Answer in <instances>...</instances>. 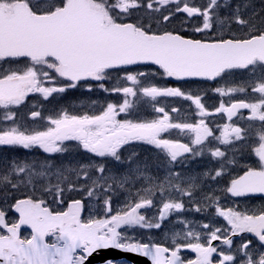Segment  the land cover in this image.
Here are the masks:
<instances>
[{"label": "snow or ice", "instance_id": "6c2138e0", "mask_svg": "<svg viewBox=\"0 0 264 264\" xmlns=\"http://www.w3.org/2000/svg\"><path fill=\"white\" fill-rule=\"evenodd\" d=\"M54 3L55 0H32V5L39 6L41 11L52 7ZM60 3L63 4V0H60ZM112 3H115V0H112ZM180 3L181 0H175V10L182 18V25L192 26L181 28L183 36L173 35L171 32L165 33L169 38L166 46L181 49L189 55L206 61L201 66L202 70L187 75L207 81H217L220 78L228 83L227 76L234 71L242 70L248 73V79L233 81L235 86H218L213 89L220 97L230 99L232 94H245L244 98L235 102L218 103L217 111L222 112L228 122L217 138L224 145H237L233 149L236 152L241 151L239 148L241 142H252L250 151L258 161V168L253 169L250 164L241 165L247 171L232 179L231 186L227 187L226 191L233 197L258 196L264 199V187L257 186L264 184V26H258L254 16L242 17L238 4L234 9V16L229 17L227 14L222 16V11L228 9L233 0H184L183 7H180ZM124 4L127 7L121 6L120 10L128 12L130 7L133 9V14L139 7L137 0H124ZM245 7H248L247 3ZM52 10L55 12V7ZM125 19L131 20L132 16L129 15ZM137 21L142 22V18L137 17ZM259 24H264V21ZM116 27L129 30L123 35L124 39L135 40L145 35L135 23ZM189 34L196 38L185 39L184 37ZM145 46L150 45L145 44ZM176 78L183 79L184 76L177 75ZM96 79L102 77L97 76ZM40 91L44 90L40 89ZM60 91L64 90L60 89ZM26 94L17 95L12 99V104L18 108L25 102ZM50 94L46 92L44 99L47 100ZM162 94L183 95L179 89L145 91V95L153 100L156 95ZM195 99L197 106L203 109L204 105L200 104V98ZM134 101L135 93L123 101L119 111L116 110V105L109 103L103 115L93 119L87 116L83 118L70 116L65 110L59 119L50 116L47 118L54 127L40 131H30L26 122L22 126L21 120L27 121V119L21 117L18 111L3 114L0 119V150L5 148L12 152L28 150V154L0 158L3 161L0 163V174H3L6 182V187L0 188V205L10 207L7 201L17 196L13 190L25 183L22 179L14 181L12 177H20L28 170L35 173L34 165L37 160L32 155L34 150H41V156L45 157L39 161L40 166L51 169L54 165L52 157L67 152L62 146L64 142L78 141L83 151L97 158H110L111 165L115 167L93 163L91 166L95 168L97 175L107 181L103 191L108 194L93 196L95 188L100 187L94 179V187L87 192L80 188L77 190L80 193L78 197L69 195L68 199L59 200L65 208L55 215L50 214L47 209H41L40 205L44 203L43 201H33L30 197L27 200L14 199L17 204L27 205L21 214L58 227L59 235L54 236V240L59 243H49L46 240V235H52V232L40 233L39 239L37 233H34L28 241H22L17 236L6 242H0V264H24L23 259L20 261L14 259L16 255L26 258L29 264H138V261H147L150 264H185L187 259L181 255V252L189 248L195 253V258L192 259L194 264H210L211 253L216 252V248L210 247L212 241L221 239L215 232L208 241L209 247H205L199 243L189 245L177 243L178 240L184 239V235L192 237L191 231L184 235L176 232L168 243L167 231L163 234L164 238H161L156 235L155 230L162 229L164 222L170 218L173 219L174 224H183L187 227V221L173 217V213L180 214L185 211L186 205L183 200L179 197L175 199L169 197L166 201L157 202L156 197L169 190L180 196H191L193 193L189 190L199 187L197 180L209 178L208 170L200 172L186 170L191 167L193 161L204 158V149L200 146L213 135L212 129L206 124L201 127L194 123L164 126L166 119L147 123L117 119L122 113H127L136 107ZM7 107V104H0V108ZM241 110H247L248 114L245 115ZM153 111L163 112V109H153ZM30 116L31 119H35L39 113H30ZM234 118H238V121ZM240 122H243V126ZM170 127H179L182 134L188 132L192 135L191 145L161 139V134L167 132ZM105 130L110 132V140L107 143L97 140V136ZM137 143L150 146L156 153L158 162L154 166L150 165L146 158H142L138 151L122 159V150L127 145ZM208 153L214 159L224 155L223 152L211 148L208 149ZM229 163L235 164V161L230 160ZM86 168H89V164H80L78 169L65 164L63 170L57 166L54 174L58 179L62 177L67 180V173L75 171L77 181H86L89 176V173L84 171ZM39 175L44 176L45 173L42 171ZM221 175L222 169L217 168L211 175V180L215 181ZM27 185H33L31 175ZM182 185H186L187 190L184 187V191L181 192ZM115 188L127 189V191L113 195L112 191ZM72 190V185H69L68 192L71 193ZM133 190L136 192L130 202L125 201L123 206L114 207V200L122 195H131ZM61 191H63L62 187L58 189L56 195L59 196ZM219 201L220 197L217 196L216 203L213 204L214 211L231 226L234 230L232 235L236 236L237 240L234 245L230 238L226 239L225 243L232 254L224 255L221 251L215 259L220 261V264H224V260L231 261L232 264H264V223H252L264 221V203L257 206L256 214L253 215L236 211L232 207L221 208ZM90 205L92 214L86 219L82 218L85 209ZM150 208H156L157 214L149 216L142 211ZM195 211L200 213V207L196 206ZM203 227L208 228L209 225L205 223ZM132 229L147 231L132 232ZM216 231H220V228L217 227ZM244 232L251 235L241 238V233ZM199 236L198 232L195 233L197 241ZM111 252L120 255H109L108 253ZM128 256H135L138 259L130 261Z\"/></svg>", "mask_w": 264, "mask_h": 264}, {"label": "flooded vegetation", "instance_id": "af4514ba", "mask_svg": "<svg viewBox=\"0 0 264 264\" xmlns=\"http://www.w3.org/2000/svg\"><path fill=\"white\" fill-rule=\"evenodd\" d=\"M7 2L12 1H18V0H4ZM105 2H112V0H100ZM149 0H145V3L140 2V0H137L138 3H141L139 5L138 9L135 10V13L133 14V9L128 10V12L124 11H117V10H109V16H111L117 24L123 25L126 23H135V25L138 26L142 31L147 32L151 35H162L167 32L173 33V35H181L184 34L181 33L182 27H191V24L182 25L181 23V16L180 14L175 10V0H159L160 2L165 3L166 5L158 10L155 5L148 3ZM158 1V2H159ZM236 1L240 7V14L242 17H255V20L258 22V26H264V24H259V22L264 21V0H233ZM256 1L255 6L251 8L250 10H242V3L243 2H253ZM117 0H115V3ZM184 0H181L180 7H183ZM148 5H151L149 7ZM111 4L109 3L107 7H110ZM139 12V13H138ZM142 12V16H139V14ZM224 14H227L229 17H232L235 15L234 11L231 10H223L222 16ZM129 15L132 16L131 20H126L125 17H128ZM137 17L142 18V22L137 21ZM167 17V19H166ZM191 20L192 18H188ZM227 23V21H226ZM150 25V26H149ZM185 39H195L196 37L189 34L188 36L184 37ZM15 64V66H12L11 64ZM19 63L13 62V61H3L0 62V94H8V97L12 98L13 95H19L24 94L25 97H27L28 94H33L34 87H33V76L30 74L31 68H30V62L24 61L23 65L19 66ZM132 73L135 77V79H130L129 77L124 76L126 72ZM153 71V72H152ZM146 73L148 75H146ZM153 73V74H151ZM9 76H11V79H9ZM129 76V74L127 75ZM111 80H104V81H94L95 87H101L103 84L106 85L109 90H101V89H95L90 94H145V91L152 92L154 89H179L181 93L183 94H199L201 97L202 104L205 103L206 100L212 101L215 105H217L219 102L223 101L225 103L229 102H235L240 98H244L245 94L243 93H235L232 94L231 99L229 97H220L218 93H215L213 89L218 86L223 87H232L235 86L232 82L236 81H242L249 78L248 73L246 71L242 70H236L230 75L227 76L228 83H225L223 80L218 78L217 81H207V80H179L175 78L174 76H167L162 74V72L159 69H132L130 70H116L110 73ZM43 86L41 87V89ZM111 88V89H110ZM147 88H150L149 90H145ZM31 89V91H29ZM64 94H66L64 92ZM165 97V96H164ZM157 99H162V95H156ZM7 102V101H6ZM62 107L65 109V106L67 105V100L63 99ZM69 106V109H71L72 112H77L79 110V107L76 106V103H74V106ZM206 107V106H205ZM16 108V107H15ZM15 108L10 107V109L6 108V112H11ZM43 111H48L47 107L41 108ZM205 110V109H203ZM20 113V116L22 117L23 114L26 112L24 106L19 107V109H16ZM216 114L214 117H209L207 114V111H205L204 118L205 121H202V124L205 125V122L207 121V124L210 126H216L217 128H212L213 135L209 137L208 142L218 144L219 149L218 151L223 152L224 155L214 159L209 155H205L204 158L193 161L191 164V167L187 169L186 171L192 172H200L201 170H208L209 171V178L206 180L198 179L197 183L199 185L198 188L190 189L191 192L193 190H202L204 194H212L213 198L216 200V197H220V206L221 208H227L232 207L236 211L240 212H248L250 214L255 215L257 206L261 203H264V199L259 197H231L230 193L226 191V188L231 186L230 181L234 178H237L242 173L246 172L247 169L244 167H241V165L244 164H250L253 169L258 168V161L253 157V154L250 151L251 148V141L247 142H241L244 143L246 146L239 145V148L241 149V157H239V152L233 151L237 145H224L220 142V139H218V134L223 131L224 125L228 122L222 112H218L217 109L215 110ZM245 115H247V110L241 111ZM158 114H160V111H157ZM102 114H99L93 118L100 117ZM27 121L23 120L21 122V125L23 126L25 122L28 124L30 122H34L33 119L29 121V117H26ZM92 118V119H93ZM212 119V120H209ZM234 120L238 121V118H234ZM241 126H243V122H240ZM37 126V125H36ZM29 130L33 131L34 125H28ZM36 128V127H35ZM41 128L47 129L46 124H42ZM161 139L166 140H173V141H180L184 143H189L187 145H191L190 142H187L183 137H176V136H165L164 133H162ZM97 140L101 141L103 143H107L110 140V132L107 130L103 131L101 134L97 136ZM67 149V152L60 154L61 158L64 159L65 165L75 166L77 169L79 168L80 164H89V168L84 169V171L89 173V178L97 177V172L95 168H93L91 165L93 163L95 164H105L107 166V162H109V158H97L92 155L86 154L85 151L82 150V146L78 141H65L62 145ZM90 158L87 161H82L84 158ZM147 158H153L154 165L158 162L156 153L155 155H148ZM230 160H234L235 164L229 163ZM217 168L222 169V175L220 177H217L215 181L211 180V175L214 174L215 170ZM63 169V168H62ZM154 169V168H153ZM155 170V169H154ZM72 177H76V172H70L68 173ZM166 180V178H165ZM163 182V181H162ZM77 183L80 185L79 187H76V190L82 188L81 185H85V188H89L87 185L88 183L82 182V180L77 181ZM166 186V185H165ZM184 187L187 189L186 185H182L181 190H184ZM98 187L95 188L97 190ZM172 191L169 190V192L165 194H169ZM176 194V193H174ZM156 199H159V196L156 197ZM212 199L209 200L204 204V210H203V218L200 221V224L194 226L190 231L193 232L192 237H187L184 235L188 231L181 232V235H184L183 240H178L177 243H183L184 245L189 244H201L205 247H209L208 241L212 239L211 234L215 232V234L221 239L219 241H212V244L210 247L216 248L215 253H211V259L210 264H220V261L215 259V256L219 254L221 251L224 252V255H231L232 252L228 249L227 244L225 243L226 239H231L233 241V244L236 243V236L232 235L233 229L231 226L227 225V222L223 220L222 217H218L214 211V208L212 207L209 210V206L212 202ZM158 201V200H156ZM165 201V200H164ZM238 205V207H237ZM207 206V208H205ZM213 206V205H212ZM191 209V206L185 207V211L188 212ZM92 214V212H91ZM190 214L187 215L189 217ZM87 215H84L83 218L86 219ZM35 218L29 219V223L31 226H33L35 222ZM207 223L209 225L208 228L203 227V224ZM253 224H257L258 221H253ZM178 224H174V222L167 221L163 224L162 229L155 230L156 235L160 236L161 238H164V232L167 231V241L168 243L171 242L172 236L177 232L175 227ZM217 227L220 228V231H216ZM199 233V241L196 240L195 233ZM30 234V230H23L21 232L22 238H28ZM251 235L250 233L244 232L241 233V238L247 237ZM53 241V240H52ZM181 255L186 258L185 264H194V261L192 259L195 258V253L191 252V249H185L182 250ZM223 260V257H221ZM198 260V256H197ZM224 264H232L231 261L224 260Z\"/></svg>", "mask_w": 264, "mask_h": 264}, {"label": "rangeland", "instance_id": "374dc122", "mask_svg": "<svg viewBox=\"0 0 264 264\" xmlns=\"http://www.w3.org/2000/svg\"><path fill=\"white\" fill-rule=\"evenodd\" d=\"M56 1L52 7H55V5H57V6L61 5L60 1H57V2ZM255 3H256V1L247 2L248 7H250V8H253L255 6ZM3 5L7 6L8 10H11V7H10L11 4H3ZM121 6H122V3L119 4L118 9H120ZM37 7L39 8V6H37ZM52 7L45 8L42 11L50 10ZM39 10H40V8H39ZM34 69H36V70L39 69L41 72H43V74L45 71L47 74H49V77L51 80H54L55 82L58 81V77H57L58 76V70L56 72V71L52 70L51 68L47 67V65H43V66L38 65L37 67H34ZM129 76L131 79H135L133 74H131ZM149 89L150 88H147L145 90H149ZM44 95L45 94L38 95L37 102H45L46 105L44 107L48 108V112H45L42 115H39L37 117L39 122H38L37 126H34L33 131L47 130L49 128L54 127V125H52L51 122H49L47 120V118L49 116L52 117L53 119H59L61 113L64 112L65 110L69 113L70 116H75L78 114V111L73 113L71 111V109H69V106H67V105L74 106V103H76L77 107L84 108L85 111L89 110L87 112V116L91 112V117L93 118L99 114L103 115L104 110L109 103L116 105L117 106L116 110L119 111V106L123 103V101L125 99L130 98L132 94H93V96H91L90 94H83L81 97L82 99H80L78 97V100H76V101L72 97H67L65 99V100H67V105L65 106V109H63V107H62L63 103H61V106H60V104H59L60 101H59V98H57V94H54V97L48 96L47 100L44 99ZM162 97H163L162 98L163 100H159L156 98H155V100H153L150 96H146L145 94H139V97L135 96L134 102L136 104V112L131 113L128 120H132L135 122V119H144L143 123H147V122H151L152 120H165L166 119V124L164 126H167V125L179 126V125L194 123V124H198L201 127H203L204 124H202V121H205L204 115H206L205 110H203V109H206L209 117H214L216 114L215 110L218 107V104L215 105L210 100H206L205 103L202 104L201 97L199 96V94H183V95L162 94ZM195 98H200L199 102H200V104L204 105L203 109L197 106ZM92 101H96V103H92ZM153 109H163V112L158 114L157 111H153ZM139 113H140V115H139ZM141 115H143V116H141ZM137 116H139V117H137ZM117 119L123 120L122 117H120V116H118ZM209 120H212V119L209 118ZM42 124H46L47 129L41 128ZM205 124L208 127L217 128L216 126H210L209 124H207V121L205 122ZM164 135L165 136H171V137H173V136L177 137L178 136V137H183L185 139H188L191 136L188 132H185L184 134H182L179 127H170L167 132H164ZM240 144L243 145L244 147L246 146L244 143H240ZM200 147H202L204 149L205 155H209L208 149L211 148V149L215 150L217 148V145L214 143L213 144L208 143V144L202 145ZM129 151L130 152L138 151L141 154L142 158H146L147 162L150 165L154 166L153 158H147L148 155H153V156L155 155V152H153V150L150 148V146H147V145L143 146V144H138V143L137 144H131L129 147ZM27 152H28V150L27 151L22 150V153H17V155L10 153V155H12V156H18V155L25 156ZM38 152L41 153V150H34V153H38ZM0 153L4 155V156L1 155L0 158H3V157H9L10 158V155L8 153L4 152V149L0 150ZM86 154H88V153L86 152ZM44 155H47V154H44ZM88 155L90 156V154H88ZM55 156H57V154ZM122 156H124V155H122ZM239 157H240V159H242L241 151L239 152ZM43 158L45 159V157H43ZM59 158H60L59 156H58V160H55L52 158L54 160V165H53V168H51V169L46 168V167L42 168L40 166V163L38 162V164L36 166H34V168H35L34 174L31 172V170H28L25 173H22L20 177H15V176L12 177V179L14 181L18 180V179L24 180L25 183L20 188H24V187H28V188L23 190V192H24L23 194H25V196H23L22 192L20 193V191H18V190H20V188L13 190L17 193V196L15 198H10L7 201L8 205H10V207H5L4 205H0V211H2V214H0V218L2 220H4L6 215H11L13 220L16 219L15 216H13L15 204H13L12 202L14 199H17V198L30 197L31 199H34L36 201L44 200V202H46L48 206L51 205L54 207V209L58 210V209H63L65 207L63 204L59 203V200H66L69 198V195L76 197V195H74L77 193L76 186H74V178L71 177V179H70L71 182L70 183L67 182L68 184L62 186L59 182L64 183L65 180L62 177L58 179L54 174L57 166H60L61 168H63L62 164H58V163H63V158L60 160H59ZM123 158L124 157H122V159ZM2 162L3 161L0 160V163H2ZM109 165L111 167H115L114 165H111V163ZM42 171L45 173L44 176L39 175V173ZM153 171H155V170L153 169ZM195 172H196V170H195ZM30 175H31V179H32L34 185L29 190V193H28L27 190L29 189L30 186L27 185V180H28ZM93 180L94 179H92L91 181L88 182V184H89L88 190H90L91 188L94 187ZM53 181H55V183H53ZM140 183H142V182H140ZM40 185H42V186H40ZM69 185H72V189H73L71 194L69 193V195H67V196L62 195L61 193L59 196L56 195L58 189L61 187L63 188V191L65 193L68 192L67 190H68ZM37 186H39V187H37ZM5 187H6V182L3 179V174H0V188H5ZM125 191H127V189L115 188V189H113L112 194L117 195L120 192H125ZM189 191H191V190H189ZM135 192H136V190H133L131 195H122L118 199L114 200V202H113L114 207L115 206H123L125 201H128L129 198L135 196ZM145 192H146V190H145ZM181 192H183V190H181ZM107 194L108 193H105V192H103V194L95 193L93 196L94 197L96 195L105 196ZM142 194H144V193L142 192ZM192 195L191 196H180V194H178V193L174 194V192H171L169 194L163 193L159 196V199H156V200H158L157 202H161L164 200L166 201L169 197L174 198V199L179 197L184 202L190 203V200L193 199ZM195 195L198 196L197 193H195ZM212 198H213L212 194H204L202 192V190L199 191V199L196 201V203H197V206L200 207V213H197L195 211V208H196L195 207L193 209V211L191 212V214H194V215H197V214L200 215L201 214L202 215V212L204 210V204L206 202H208L209 200H211ZM214 203H216V200L212 199V202L209 206V210L213 207L212 205ZM157 206H159V203L157 204ZM149 211H150V209H146V213ZM155 214H157L156 208L154 209V213L152 212V213H149L148 215L153 216ZM186 214L187 213H185V211L183 213H180V214L173 213L174 216H176L178 218H182V219L185 218ZM182 229L183 228H180V230H182Z\"/></svg>", "mask_w": 264, "mask_h": 264}, {"label": "water", "instance_id": "95a60500", "mask_svg": "<svg viewBox=\"0 0 264 264\" xmlns=\"http://www.w3.org/2000/svg\"><path fill=\"white\" fill-rule=\"evenodd\" d=\"M0 55L3 57H15L24 55L33 59L64 56L74 53L81 46L93 52L92 36L100 33V24L96 22L99 17L83 0H69L66 7L48 17H31L20 6L16 8L15 15L5 18L0 14ZM94 46V45H93ZM91 48V49H90ZM100 51V46L95 47ZM75 57V56H73ZM93 55V66H82L79 69L84 73L96 69L101 64ZM76 63V62H75ZM103 67H112L103 65ZM100 67V66H99ZM79 73L78 77H83ZM109 255L119 256V253L111 252ZM128 260L137 261V257L128 256ZM17 261L21 260V256ZM24 264H29L28 260ZM138 264H150L147 261H138Z\"/></svg>", "mask_w": 264, "mask_h": 264}, {"label": "trees", "instance_id": "16d2710c", "mask_svg": "<svg viewBox=\"0 0 264 264\" xmlns=\"http://www.w3.org/2000/svg\"><path fill=\"white\" fill-rule=\"evenodd\" d=\"M238 4V3H237ZM234 9H235V7L234 8H231V11H234ZM243 10H250V8H248V7H246V8H243ZM139 13V12H138ZM139 16H142V12L139 14ZM72 98H74V99H76V100H78V98L77 97H72ZM80 99H82V98H80Z\"/></svg>", "mask_w": 264, "mask_h": 264}]
</instances>
